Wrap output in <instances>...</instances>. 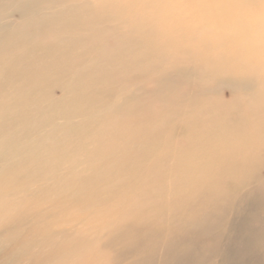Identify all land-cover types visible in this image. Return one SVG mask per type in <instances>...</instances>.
I'll use <instances>...</instances> for the list:
<instances>
[{
    "label": "bare ground",
    "instance_id": "bare-ground-1",
    "mask_svg": "<svg viewBox=\"0 0 264 264\" xmlns=\"http://www.w3.org/2000/svg\"><path fill=\"white\" fill-rule=\"evenodd\" d=\"M262 190L264 0H0V264H181Z\"/></svg>",
    "mask_w": 264,
    "mask_h": 264
},
{
    "label": "rangeland",
    "instance_id": "rangeland-1",
    "mask_svg": "<svg viewBox=\"0 0 264 264\" xmlns=\"http://www.w3.org/2000/svg\"><path fill=\"white\" fill-rule=\"evenodd\" d=\"M234 205L225 216L217 251L210 254L199 245L190 260L186 258L181 264H264V202L255 203L245 197ZM173 227L177 228L175 222ZM175 263L180 264L166 259L160 250L150 254L149 264Z\"/></svg>",
    "mask_w": 264,
    "mask_h": 264
}]
</instances>
